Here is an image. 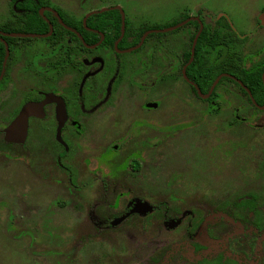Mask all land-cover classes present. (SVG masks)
<instances>
[{
  "label": "rangeland",
  "instance_id": "1",
  "mask_svg": "<svg viewBox=\"0 0 264 264\" xmlns=\"http://www.w3.org/2000/svg\"><path fill=\"white\" fill-rule=\"evenodd\" d=\"M9 2L0 0L1 24L14 19ZM48 2L66 5L78 19L77 12L119 5L122 20L135 30L165 29L185 16L198 18L199 11L224 15L237 33L250 36L242 52L264 48V28L257 25L264 0H91L85 8H79L83 0ZM155 34L148 42L177 36ZM176 79L149 89L147 102L159 106L148 112V161L137 174L106 179V187L89 182L94 172H104L95 140L81 142L74 157L80 178L67 185L43 147L44 135L42 141L32 135L23 147L4 144L0 134V264H200L176 246L188 243V233L210 216L208 247L226 255L218 264H264V235L247 239L248 231L223 222L219 213L249 193L264 203V115L247 106L246 121L233 122L238 97L224 91L229 102L206 115V103ZM22 81L23 87L29 83ZM128 140L113 153L121 165L130 150L141 154V133ZM123 204L125 211L119 209ZM133 204L147 208L127 214Z\"/></svg>",
  "mask_w": 264,
  "mask_h": 264
},
{
  "label": "flooded vegetation",
  "instance_id": "2",
  "mask_svg": "<svg viewBox=\"0 0 264 264\" xmlns=\"http://www.w3.org/2000/svg\"><path fill=\"white\" fill-rule=\"evenodd\" d=\"M9 1L14 19L4 24L0 23V134L3 136L4 144L13 143L23 147H26L32 135H44L43 141L42 136L40 137L43 147L48 150L57 173L61 175L57 176L61 181H66L67 185L69 183L74 184V181H78L80 178V175L77 174L78 164L74 163V157L75 153L81 152V142L88 140V138L97 142L99 149L97 153L99 154L98 164L104 170L102 175L97 174L101 171H93L96 174L90 176V183L101 182L106 187V179H109L110 182L117 180L119 173L121 177L132 173L133 175L137 174L136 172L144 167V162L148 161L149 143L147 140L150 125L148 112L157 110L159 106L158 102L150 105L147 102L149 89L159 87L169 81H175L177 77L186 83L197 100L206 103L208 110L205 112L206 115L218 114L222 111V103L228 101V96L223 99L224 92H227L228 95V92H235L236 97H238L239 104L233 109L235 117L233 122L244 123L246 121L243 113L247 111V106L255 114L264 115V109L259 108L264 105L257 104L243 80L246 78V70L251 69L255 63L264 66V54H262L264 48L248 53L242 52L250 36H242L237 33L228 18L227 21L232 32H228L227 46L232 64L222 62L221 72L215 80L220 75L223 76L209 94L215 80L207 92H202L197 83L186 73L188 66L193 61L185 62V45L188 42L190 32L180 29L193 21L199 23V30L201 25L203 28L205 25L213 27L218 22V15H205L199 11L197 13L198 18L185 16L183 17L185 19L182 18L177 24L167 26L170 28L192 19L182 27L171 31L172 35H177L176 37L168 39V36L164 35L167 39L163 40V37L161 41L150 43L148 36L151 34H149L141 46L135 48L141 43L142 37L147 31L162 29L145 27L150 29L144 32L140 36L139 42L135 44L134 40L139 34L138 30L144 27L135 30L124 22V30L122 31L123 20L121 17V31L116 38L115 33L111 30L112 22L109 19L101 18L91 22L89 20V18L105 12H119V5H113L109 8L103 6L100 9L91 8L84 13L77 12L80 15V19H78L79 16L70 13L65 8L66 5L52 7V4L57 6L56 3L44 0L46 4L40 8V10L43 8V15L40 14V10L39 14L49 25V32L50 27H52V32L45 37H28L23 35L34 33L25 31L26 25L30 24L26 14L38 0ZM90 1L83 0L79 8L89 7L87 3ZM67 6L70 7L69 4ZM102 10L105 11L100 12ZM59 12H62L63 15ZM56 13L59 17L56 16ZM261 14L264 16V10ZM56 23L67 30V33L64 34L66 46L57 47L46 42L38 46L35 39L49 38L57 27ZM257 25L264 28V18L258 20ZM80 26L86 32L93 34L87 37L90 41L96 40L94 43L86 42L84 34L79 30ZM222 34L226 35V31ZM111 40H113L112 47L108 46ZM237 48L241 50L238 51ZM183 70H185L186 77ZM263 76L264 72L262 73L264 84ZM23 77L29 82H26L24 87L22 86ZM191 87L195 89L197 95ZM48 95L58 98L59 102H46ZM206 95L208 96L203 97ZM145 96L147 97L145 98ZM248 99L259 111L254 109ZM30 103H43L44 105L38 114L28 118L25 141L23 143L7 141L5 130L17 119L23 107ZM140 133L142 135V149H136H139L141 154H138L139 152L136 150H130L126 156V163L121 165L119 156L113 153L117 152L122 145L131 143L132 139L128 140L130 135L133 138ZM123 134L125 137L114 143L118 136ZM90 136L92 137L90 138ZM97 136H99V140ZM109 145L110 149H108ZM102 147L104 148L100 153ZM85 166L87 165L85 164ZM119 197L126 198L128 195L120 194ZM240 199L247 201L246 208L234 206V203ZM141 207L146 206L133 204L127 208L126 213H140L136 210ZM251 207L254 210H251ZM119 209L125 211L126 206L123 204ZM219 213H222L223 222L226 221L225 223L228 225L244 228L248 231L247 239H250L251 236L255 238L264 235V233H259L258 229L260 227L264 231V203L255 193L238 197L227 204V212ZM210 217L212 218V216ZM210 217L205 219L204 224H208L207 221ZM204 224L201 223L200 225L207 228L205 233L208 232L209 235L213 222L207 226ZM197 230L189 232V242L178 244L176 249L179 252L186 250L188 254L183 253V256L193 255L200 261V264H218L224 260L226 255L223 252L212 246L208 247L209 242H213L208 236H204V242L196 244L197 240L194 236ZM204 258H207L209 262Z\"/></svg>",
  "mask_w": 264,
  "mask_h": 264
},
{
  "label": "trees",
  "instance_id": "3",
  "mask_svg": "<svg viewBox=\"0 0 264 264\" xmlns=\"http://www.w3.org/2000/svg\"><path fill=\"white\" fill-rule=\"evenodd\" d=\"M44 4H46L44 0H38L37 3L32 5V8L30 11H28V14H26L29 17L28 21L30 23L26 25L27 27L25 29L26 32L34 33V34H47L49 32V25L39 14V10ZM59 13L63 15L62 12ZM47 14H49L50 16L52 15L51 13H47ZM101 18H107L112 22L111 30L115 33L117 38L121 31V16L119 12L118 11L105 12L101 15L93 16L89 18V20L90 22L97 21ZM217 20L218 22L216 23L215 26L212 27L205 25L203 30L199 34L196 42L193 61L186 70L188 77H190L192 80H194L197 83V85L199 86L202 92H207L210 89L212 82L221 72L220 69L222 62L232 64V58L227 46L229 40L228 32H232L231 26L227 21V17L224 15L219 16ZM56 25L57 27L54 29V33L49 38H44V39L37 38L35 40L36 41L42 40V42L51 43L53 46H57V47L66 46V39L64 34L67 33V30L62 28L58 23H56ZM148 29L150 28H143L138 30L139 34L134 40L135 44L139 42L140 36ZM79 30L84 34L87 43H94L96 41V40L90 41L88 39L87 36L93 34L86 32L82 26H80ZM180 30H185V31L188 30L190 32V36L188 37L187 40L188 42L185 45L186 47L185 62H188L191 58V46L193 43V39L197 34V32L199 31V23L195 21L190 22ZM224 31H226V35L222 34ZM156 35L157 34H151L148 36V39ZM112 43L113 40H111V42L108 43V46L112 47ZM263 72H264V66H260L255 63V65H253L251 69L246 70V78L243 79L244 83L248 86L251 93L253 94L258 105H264V84L262 82ZM191 89L197 95L195 89L193 87H191ZM217 89L218 87L216 88V91ZM245 94L247 95V93ZM248 102L251 103L249 99ZM253 107L256 111H259L254 105ZM246 203L247 201H245L244 199H240L234 203V206L238 208L240 207L246 208L247 207ZM251 210H254V208L251 207ZM258 229H259V233H264V231H262L263 230L262 228L259 227ZM206 231L207 228H205L203 225H200L199 229L196 231V234L194 236L197 240L196 244H198V242H204V236L206 235L205 233ZM204 259H206L207 262H209L207 258Z\"/></svg>",
  "mask_w": 264,
  "mask_h": 264
},
{
  "label": "water",
  "instance_id": "4",
  "mask_svg": "<svg viewBox=\"0 0 264 264\" xmlns=\"http://www.w3.org/2000/svg\"><path fill=\"white\" fill-rule=\"evenodd\" d=\"M115 9H119V8H115ZM42 10H43V8L40 10V14L43 15ZM103 11H105V10H102L100 12H103ZM56 16L59 17L57 13H56ZM190 20H192V19H188V20H186V21H184V22H182V23H180V24H178L176 26L170 27V28H166V29H162V30H150V31H147L143 35L141 43L138 44L135 48H138V47L141 46L143 40L145 39V37L147 35L153 34V33H166V32L174 31L177 28L182 27L183 25L187 24ZM202 28H203V26L201 25L200 26V30H199L198 34L195 36V39L193 41L192 48H191V59H190V62L193 60L197 38H198L200 32L202 31ZM50 29L51 30H50V32L47 35L28 34V35H23V36H28V37H45V36H49L51 34V32H52V27H50ZM123 30H124V20L122 22V31ZM85 46L88 47V45H86V44H85ZM183 73H184V76L186 77L185 70H183ZM222 76L223 75H220L214 81V83H213V85H212V87H211V89L209 91V94L211 93L213 88L216 86V84L219 82V80L222 78ZM243 87L247 90V92H249V90L244 85H243ZM199 94L202 96L200 91H199ZM249 94H250V92H249ZM208 95L203 96V97H207ZM46 98H47L46 102L47 101L59 102V99L54 97L53 95H48ZM253 102H255V101H253ZM43 105H44L43 103H37V104L36 103H30V104H27L26 106H24L22 111L20 112L19 116L17 117V119L5 130V133L7 134V136H6L7 141L14 142V143L15 142L16 143H23L25 141V139H26V136H27V120H28V118L31 115L38 114V112L41 111ZM259 108L264 109V106L259 107ZM63 111H64V109H63ZM146 208L147 207L138 208L136 210V212H144L146 210Z\"/></svg>",
  "mask_w": 264,
  "mask_h": 264
}]
</instances>
